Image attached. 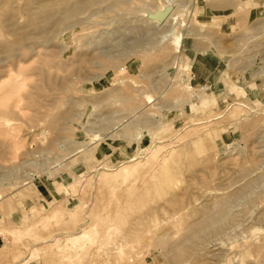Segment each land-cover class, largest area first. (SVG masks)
Returning <instances> with one entry per match:
<instances>
[{
  "label": "rangeland",
  "instance_id": "obj_1",
  "mask_svg": "<svg viewBox=\"0 0 264 264\" xmlns=\"http://www.w3.org/2000/svg\"><path fill=\"white\" fill-rule=\"evenodd\" d=\"M0 264H264V0H0Z\"/></svg>",
  "mask_w": 264,
  "mask_h": 264
}]
</instances>
